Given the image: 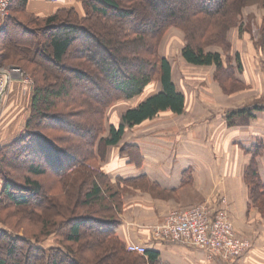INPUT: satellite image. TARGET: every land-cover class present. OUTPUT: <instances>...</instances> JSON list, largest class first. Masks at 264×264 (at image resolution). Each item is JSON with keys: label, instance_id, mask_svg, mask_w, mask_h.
I'll return each mask as SVG.
<instances>
[{"label": "trees", "instance_id": "1", "mask_svg": "<svg viewBox=\"0 0 264 264\" xmlns=\"http://www.w3.org/2000/svg\"><path fill=\"white\" fill-rule=\"evenodd\" d=\"M78 1L85 7L83 17L74 7H62L41 27L32 28L21 23L15 26L22 32L14 34L8 18L1 28L3 53L0 59L23 57L38 70L33 73L37 84L31 88L30 116L25 132L0 148V203L18 209L29 208L34 220L41 218L45 236L60 233L65 242L75 245L81 244L84 237L89 239L94 256L87 259L84 253L79 256L70 248L47 250L29 242L24 263L14 262L21 250L19 245H26L28 241L13 237L0 227V247L2 243L8 245V258H1L0 264H160L157 252L127 251L126 244L116 234L121 219L103 216L98 210L94 215L78 214L80 195L77 206L71 190H83L85 184L82 206L93 207L105 202L102 183L117 187L138 183V178L111 179L103 172L100 164L106 159L108 149L118 147L127 130L142 126L163 112L180 116L186 110V98L173 80L171 63L159 54L157 45H149V39L162 37L169 26L179 21L198 33L207 30L216 20L225 18L239 0ZM28 4L29 0H12L10 10L23 8L28 12ZM139 9L144 10L142 19L135 18ZM36 19L42 21L40 16ZM100 20L107 22L112 33L100 36L91 29ZM261 47L264 51V32ZM143 52L152 55L154 60L141 58ZM182 57L192 66H214L220 71L224 68L219 53H206L194 44L182 50ZM237 63L238 70L243 71L239 56ZM42 64L53 65L65 74L59 88L47 86L53 72L44 69ZM154 77L159 79V91L127 109L120 122L107 129L106 113L112 104L121 99L142 97L150 91ZM100 81L103 82L100 84ZM45 104L43 111L41 106ZM253 111H264V107L255 105L232 112L229 117ZM43 120L46 121L43 123ZM69 140L73 144L82 143L84 147L79 150L68 147ZM131 150L133 155L138 152L134 147H122L121 157L125 154L130 157ZM23 163L26 168L21 170L17 164ZM97 164L98 167L93 166ZM91 168L93 173L89 172ZM17 172L25 174L22 182L17 180ZM47 175L66 187V193L49 194L37 180ZM245 180L250 198L264 214V182L259 175L256 156L246 167ZM118 195L115 192L110 197L116 199ZM104 209L110 211L106 205Z\"/></svg>", "mask_w": 264, "mask_h": 264}, {"label": "crops", "instance_id": "2", "mask_svg": "<svg viewBox=\"0 0 264 264\" xmlns=\"http://www.w3.org/2000/svg\"><path fill=\"white\" fill-rule=\"evenodd\" d=\"M52 1L29 0L30 11L46 9ZM72 1L59 3L69 6ZM261 58L252 55L246 62H259ZM179 91L186 98V110L180 116L168 113L183 117L181 120H163L146 127L149 121L136 127L135 132L128 131L120 145L109 148L106 160L101 161L103 172L111 179L138 178L137 182L150 186L158 195L178 200L166 202L147 193L126 198L117 237L126 246L134 243L157 252L160 264H226L204 250L164 242L155 234L165 220L168 205L181 208L207 204L214 212L225 209L237 232L254 240L253 250L235 264H264V220L250 208V188L245 180L246 167L256 156L264 182V111L230 119V112H216L197 100L190 101L186 93ZM31 99L30 86L18 77L12 78L0 105V148L25 132ZM125 146L138 152L133 155L131 150V156L125 154L123 158L120 152ZM1 189L0 179V193Z\"/></svg>", "mask_w": 264, "mask_h": 264}, {"label": "rangeland", "instance_id": "3", "mask_svg": "<svg viewBox=\"0 0 264 264\" xmlns=\"http://www.w3.org/2000/svg\"><path fill=\"white\" fill-rule=\"evenodd\" d=\"M60 0H54L49 4V7L46 9H40L39 11H30V4H28V12L23 10V8L11 9L9 11L8 17L2 22V27L9 18L10 28L14 29L16 33L20 34L22 30H17L15 25L25 24L32 28H37L43 26V22L52 15L55 11L59 10L62 7L73 6L79 14L83 17L86 15L85 7L81 1L73 0L72 3L68 4L59 3ZM233 9L225 17L216 20L215 24H211L207 30L201 31L198 33L194 28L187 24H182L177 22L176 25H171L163 33L162 37L157 39H149V45L154 47L157 45L158 52L161 56L167 58L172 65L174 72V80L178 83L179 90L181 89L188 98L195 102L204 103L214 109L216 112L228 111L238 112L246 108H252L255 105H260L264 107V51L261 47L262 36L264 32V0H239L234 3ZM18 7V5H17ZM126 7V6H123ZM139 13L135 15V18L142 19L144 17V10L139 9ZM35 14V15H34ZM36 16H40L42 21H38ZM91 29L98 35L101 36L102 33L111 32L107 22L100 20L96 26ZM197 32V33H196ZM20 36H23L22 34ZM194 44L200 46L204 49L206 53H219L223 58L224 68L220 71L216 67H197L192 66L186 63L182 57V50L188 45ZM3 53V48L0 47V54ZM141 58H146L149 60H154L152 55L146 54L143 52ZM263 56L258 62L247 61L251 56ZM241 59L243 65V71L238 70L237 57ZM0 68L11 69L18 68L24 74L26 78H29L32 81L30 88H33L37 84L33 73L38 69L36 66L26 62L23 57L16 56L10 60L0 59ZM43 65V64H42ZM44 69H52L53 73L50 74V79L47 86L52 88H59L61 82L66 78L65 74L61 71L55 69L53 65H43ZM124 68L126 66H123ZM128 67V66H127ZM126 67V68H127ZM257 71L258 74H253ZM248 72L249 76L246 74ZM38 76V75H37ZM40 79V78H39ZM103 81H100V84ZM159 79L156 77L153 78L151 89L145 95L134 100H117L112 106L107 110L106 113V128L108 129L110 125H117L120 122L122 115L126 112L127 109L132 108L146 96L151 93H155L159 88ZM40 84L43 83L40 81ZM44 100V99H43ZM66 106V105H65ZM43 111L46 108V104L41 106ZM62 108V107H61ZM72 111V110H71ZM238 116V115H237ZM235 117V116H234ZM183 117H176L171 115V113L165 112L161 113L159 117L153 119L150 123L146 124V127L158 125L161 121L167 120H181ZM93 121V118L91 119ZM46 120H43V123ZM135 132L136 128L129 129L127 132ZM83 142V141H80ZM81 146L84 145L81 143H71L69 140L68 147L74 149V147L79 150ZM75 149V150H76ZM114 149H112L113 151ZM110 152V150H109ZM108 156V152L106 157ZM106 160V159H105ZM101 165V164H100ZM17 166L23 170L25 163L17 164ZM99 166L97 165H93ZM102 168V166H101ZM94 169H90L89 172L93 173ZM18 181H23L25 174L17 172L15 174ZM45 186V190L49 194H58L66 193V187L63 185H58L57 180L50 176H44L37 178ZM80 184V182H79ZM82 184V183H81ZM104 189V199L105 202L97 203V206L93 207H84L83 195L85 191L79 188L78 190H71L73 201L76 200L79 196V212L80 215H94L98 210L99 214L111 218L121 219L125 211V200L126 198H131L137 196L139 193H147L153 199L163 200L168 202L171 199L176 200L175 198L160 196L158 195L150 186H147L143 183H133L130 185H125L123 187H117L109 184L102 183ZM107 185V186H106ZM109 189V190H107ZM79 192V193H78ZM117 192L119 195L116 199L111 198L110 196ZM1 198V197H0ZM252 205L250 208H254L258 211L262 220H264V214L260 209L254 204L250 198ZM178 201V200H176ZM223 202H225L223 200ZM109 207L110 211H105L104 206ZM201 205L200 203L181 206L180 207H171L168 205L167 213L164 214L165 218L174 211L186 210L190 207ZM29 208H13L8 207L4 203H0V227L4 228L11 236L18 238L19 240H26L28 243L26 245L20 244L18 248V255L15 257L14 262L20 260L24 263L25 251L28 248V245L32 243L35 246L46 248L47 250L53 249L56 247H61L64 249H69L71 251L77 252L80 256L84 253L86 258H90L93 255L90 248V240L85 239L79 245L65 242V238L59 233L54 235H44L42 231L41 218L40 220H34L29 214ZM117 211V212H116ZM258 215V216H259ZM33 220H32V219ZM164 218V219H165ZM234 230V243L237 249H244V253L241 257L236 258L233 262L227 261L226 264H235L240 259L248 256L249 252L254 248V240L248 237L244 233L237 232L234 223L232 222ZM30 242V243H29ZM1 246V245H0ZM8 245L2 243L0 247V259H7L6 251ZM83 256V257H84ZM94 256V255H93ZM224 262V261H223Z\"/></svg>", "mask_w": 264, "mask_h": 264}, {"label": "built area", "instance_id": "4", "mask_svg": "<svg viewBox=\"0 0 264 264\" xmlns=\"http://www.w3.org/2000/svg\"><path fill=\"white\" fill-rule=\"evenodd\" d=\"M12 0H0V31L2 22L8 17ZM18 77L26 86L32 81L18 68H0V98L5 97L7 82ZM156 237L164 242L181 243L204 250L224 262L234 261L243 255L244 249H237L234 241L232 221L225 209L214 212L207 204L190 207L170 213L155 231ZM127 251L145 254L146 248L134 243L127 245Z\"/></svg>", "mask_w": 264, "mask_h": 264}, {"label": "water", "instance_id": "5", "mask_svg": "<svg viewBox=\"0 0 264 264\" xmlns=\"http://www.w3.org/2000/svg\"><path fill=\"white\" fill-rule=\"evenodd\" d=\"M8 86H9V82H7V85H6L5 92L7 91V89H8ZM2 101H3V97H1V98H0V105H1Z\"/></svg>", "mask_w": 264, "mask_h": 264}]
</instances>
